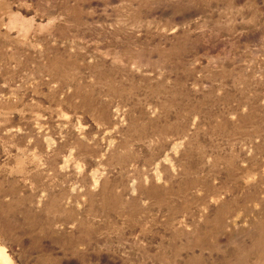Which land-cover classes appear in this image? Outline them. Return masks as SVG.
<instances>
[{
	"label": "rangeland",
	"instance_id": "1",
	"mask_svg": "<svg viewBox=\"0 0 264 264\" xmlns=\"http://www.w3.org/2000/svg\"><path fill=\"white\" fill-rule=\"evenodd\" d=\"M0 264H264V0H0Z\"/></svg>",
	"mask_w": 264,
	"mask_h": 264
}]
</instances>
